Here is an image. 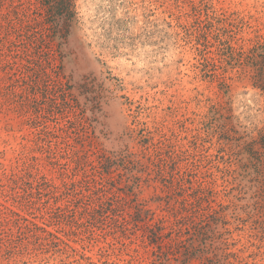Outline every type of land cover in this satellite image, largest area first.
Returning a JSON list of instances; mask_svg holds the SVG:
<instances>
[{
	"label": "rangeland",
	"instance_id": "1",
	"mask_svg": "<svg viewBox=\"0 0 264 264\" xmlns=\"http://www.w3.org/2000/svg\"><path fill=\"white\" fill-rule=\"evenodd\" d=\"M36 2L0 0V264H148L141 230L86 233L74 226L80 212L57 207L76 201L65 183L95 189L104 151L141 154L105 176L109 191L151 197L142 153L163 134L227 188L218 200L238 218L228 217L231 250L244 264H264V175L251 187L255 165L244 153L256 138L264 164V91L228 64L229 44L246 49L264 35V0H72L69 34L65 26L23 30ZM39 18L54 20L46 11ZM76 113L91 133L89 157L61 167L38 132Z\"/></svg>",
	"mask_w": 264,
	"mask_h": 264
},
{
	"label": "trees",
	"instance_id": "2",
	"mask_svg": "<svg viewBox=\"0 0 264 264\" xmlns=\"http://www.w3.org/2000/svg\"><path fill=\"white\" fill-rule=\"evenodd\" d=\"M36 1L25 14L23 30L37 29L38 26H50L47 28L65 26L69 34L72 0ZM45 11L46 15L54 17V20L40 19L39 16L44 17ZM47 23L49 25H46ZM228 51L230 57L228 64L232 69L236 68L241 73L250 72L254 85L264 91V35L258 36V41L246 49L243 46L235 47L229 44ZM222 84L226 83L222 82ZM65 102L71 104L70 100ZM219 113L220 109H214L211 119L216 118ZM73 125L81 126L82 133L74 132ZM222 128L225 130L227 125L224 124ZM73 132L78 135L80 141H77V144H81L82 147L71 141ZM38 134L39 140L44 142L42 147L54 164L61 167L68 166L70 158H73L79 166L83 161H87L88 149L83 142L91 138V133L77 113L73 119L46 125ZM259 135L260 139L264 140V128L259 131ZM53 137L57 140H52ZM256 144L255 138L246 144L244 153L249 163L255 165L253 173H249L252 175L249 179L253 182L251 187H257L255 185L257 181L260 188L262 181L258 176L264 175V164L261 160V152L255 148ZM149 148L152 150L142 153V156L148 162L146 167L149 169V176L146 182L149 186L155 184L156 188L151 197L141 198L140 193L134 189L124 193L109 191L108 185L114 183L112 178L105 179V176L112 175L119 166L126 165L127 159L131 162L133 157L138 158L141 154L129 152L127 154L125 150L104 151L99 162L102 168L101 177L93 179L95 189H88L90 193H85L81 187L78 188L79 181L72 180L65 183L68 189H73L76 201L64 207L59 206L57 209L80 212L79 218L74 221V226L83 229L86 233L92 234L98 228L109 227V232L121 231L123 236L130 237L131 234L137 235L141 230L140 236L144 246L151 247L148 264L246 263L244 257L231 250L234 242L231 241L233 232L229 227L228 217L232 214L231 217L238 219L235 216L236 212L231 211L232 204L218 200L219 194L226 192L227 188L219 189L216 179L208 172L202 171L200 161L190 147L177 146L167 135L163 134L157 140L151 141L147 146V149ZM151 170L155 172V176ZM254 175L257 177H253ZM87 183L89 184L90 181ZM255 193L259 194L257 190ZM85 197L95 200L96 204L83 202ZM81 202L85 204L80 205ZM254 205L258 206V202ZM56 238L73 249L65 240Z\"/></svg>",
	"mask_w": 264,
	"mask_h": 264
}]
</instances>
